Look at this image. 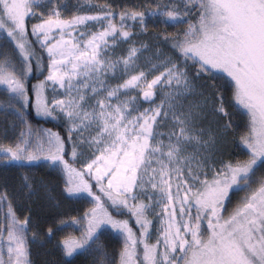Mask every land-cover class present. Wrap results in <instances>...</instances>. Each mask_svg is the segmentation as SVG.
<instances>
[{
	"label": "snow or ice",
	"instance_id": "obj_1",
	"mask_svg": "<svg viewBox=\"0 0 264 264\" xmlns=\"http://www.w3.org/2000/svg\"><path fill=\"white\" fill-rule=\"evenodd\" d=\"M0 90V264H264V0H0Z\"/></svg>",
	"mask_w": 264,
	"mask_h": 264
},
{
	"label": "trees",
	"instance_id": "obj_2",
	"mask_svg": "<svg viewBox=\"0 0 264 264\" xmlns=\"http://www.w3.org/2000/svg\"><path fill=\"white\" fill-rule=\"evenodd\" d=\"M118 3H122V1L124 2V0H115ZM131 2L134 0H130ZM137 2V0H135ZM46 57V54H45ZM44 75L45 74H37L36 76H34L33 78H30V82H29V86L31 87V85H34L36 83H38L40 80L44 79ZM30 95L34 94L30 93ZM34 102V100H33ZM30 113V122L34 127H38L41 129H51L54 132H59L62 136H64L65 133V129L58 124L57 122L50 120V119H42L39 118L38 116H36L35 111L33 109L29 110ZM10 129H11V125L7 122H0V137L1 135H3V132L9 133L10 134ZM18 131V129H17ZM35 174L37 179H39L40 177H44L45 179L51 181L53 183V186L57 188L58 190V186H59V179L54 177L49 170L45 169V168H40V167H36L34 169ZM3 170L0 169V175H3ZM8 175L11 178V182L16 183L19 180V174L16 172L15 169L12 170V172L8 173ZM112 246L113 247H118V244H116V242H112ZM33 252V259L37 261V264H42V261L45 259H49L50 257L47 256L46 249H41V248H37V247H33L32 249Z\"/></svg>",
	"mask_w": 264,
	"mask_h": 264
},
{
	"label": "rangeland",
	"instance_id": "obj_3",
	"mask_svg": "<svg viewBox=\"0 0 264 264\" xmlns=\"http://www.w3.org/2000/svg\"><path fill=\"white\" fill-rule=\"evenodd\" d=\"M67 2H68L70 5H74V4L76 3V0H67ZM107 2L110 3V4H112V5H114V6H116L117 8H118L120 5H122V4H129V5H130V4H134V3H136L135 0L132 1V2H131L130 0H124V2L122 1V3H118V2L115 1V0H107ZM169 31H173V29H169ZM61 91H62V90H61ZM45 95L47 96V98H48L49 100L52 99L53 92H52L51 87L47 88V90H46V92H45ZM56 95H59V92L56 93ZM0 98H2V90H0ZM61 98H63V97H61ZM39 118H42V117H39ZM42 119H44V118H42ZM48 119L52 120L51 118H48ZM53 121L57 122L58 124H60V125L65 129V126H64V122H63V121H61V120H53ZM0 122H2V121H0ZM32 126H33V125H32ZM33 128H34L35 130H37V131L41 129V128L34 127V126H33ZM17 129H18V131H17ZM20 130H21L20 128L13 129V128L11 127V129H10V134H9V133H6V132H3V135H1L0 139H4V137H5V135H6V136H7V142H11V141L16 137V135L18 134V132H19ZM47 170H48V169H47ZM239 195L242 196L243 193H240Z\"/></svg>",
	"mask_w": 264,
	"mask_h": 264
}]
</instances>
